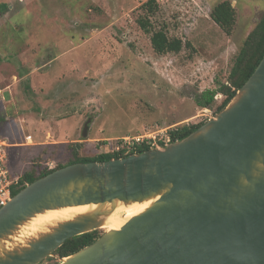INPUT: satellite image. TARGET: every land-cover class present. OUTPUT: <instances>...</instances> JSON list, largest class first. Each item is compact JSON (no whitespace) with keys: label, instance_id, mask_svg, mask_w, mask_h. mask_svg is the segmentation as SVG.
<instances>
[{"label":"rangeland","instance_id":"374dc122","mask_svg":"<svg viewBox=\"0 0 264 264\" xmlns=\"http://www.w3.org/2000/svg\"><path fill=\"white\" fill-rule=\"evenodd\" d=\"M148 1L0 0V137L12 144L14 178L69 163L74 143L80 156L96 157L125 136L216 118L224 95L206 109L195 98L228 85L264 0H227L236 11L230 36L210 18L226 0H155L151 16ZM144 16L182 49L155 53L137 22ZM26 135L33 144L24 145Z\"/></svg>","mask_w":264,"mask_h":264},{"label":"water","instance_id":"95a60500","mask_svg":"<svg viewBox=\"0 0 264 264\" xmlns=\"http://www.w3.org/2000/svg\"><path fill=\"white\" fill-rule=\"evenodd\" d=\"M154 198L59 264H264V57L228 106L188 137L28 184L0 209V264H41L67 240L101 229L105 215L80 216L4 251L2 241L38 214Z\"/></svg>","mask_w":264,"mask_h":264},{"label":"trees","instance_id":"16d2710c","mask_svg":"<svg viewBox=\"0 0 264 264\" xmlns=\"http://www.w3.org/2000/svg\"><path fill=\"white\" fill-rule=\"evenodd\" d=\"M155 0H149L145 5L148 7L147 15H152L155 13ZM2 9L5 11L9 8L7 4L1 5ZM210 18L216 23L227 35H231L236 23V11L232 6L230 1H223L215 5L210 13ZM141 29L148 35H150L151 45L155 53L165 54L168 51H179L182 49L183 44L180 40L172 42L169 38L168 32L161 28L155 30L151 23L149 16L141 17L137 20ZM264 57V14L262 15L258 25L250 33L246 41L244 42L242 48L240 49L228 79V85L225 83L218 82L215 89H208L203 91L200 95L196 96L195 100L199 107L210 108L215 103V98L218 94L224 95V100L218 106V113L224 110L228 104L235 97L237 91L247 82L251 77L259 63ZM203 123L196 125H183L171 131L173 135V141L182 140L188 137L191 133L195 132L200 128ZM113 145V144H112ZM80 143H74L71 145V150L73 154V160L64 165H59L57 168L47 169L36 174L35 171H29L20 177V182L18 187H13L12 195L15 196L22 189H24L28 184L50 174L54 170L61 169L65 166L75 164V163H88V162H103L112 159L123 158L125 155L122 152H109L101 153L96 157H82L79 155ZM139 149L138 153L148 150ZM99 232L93 231L86 233L72 239L67 240L56 252L55 254L59 257H68L83 249L84 247L92 244L95 240L99 238Z\"/></svg>","mask_w":264,"mask_h":264},{"label":"bare ground","instance_id":"6f19581e","mask_svg":"<svg viewBox=\"0 0 264 264\" xmlns=\"http://www.w3.org/2000/svg\"><path fill=\"white\" fill-rule=\"evenodd\" d=\"M157 199L128 204L115 201L104 206L86 205L46 211L26 221L7 240H3L4 251H14L27 247L30 239H37L51 233L60 224L74 221L80 216L98 211L105 214L100 218L102 221L101 229L105 232L118 231L132 218L145 212Z\"/></svg>","mask_w":264,"mask_h":264},{"label":"built area","instance_id":"2783aa9c","mask_svg":"<svg viewBox=\"0 0 264 264\" xmlns=\"http://www.w3.org/2000/svg\"><path fill=\"white\" fill-rule=\"evenodd\" d=\"M173 135L171 132H155L143 135L125 136L119 139L115 144L111 145L109 152H122L125 156L138 153L139 149L145 147L149 149H162L173 143ZM33 144L31 135L25 136V146ZM12 144H7L5 139L0 137V209L11 201L13 195V187H18L20 177H13V173L9 169V152L6 149ZM49 169H53L54 165H47Z\"/></svg>","mask_w":264,"mask_h":264}]
</instances>
